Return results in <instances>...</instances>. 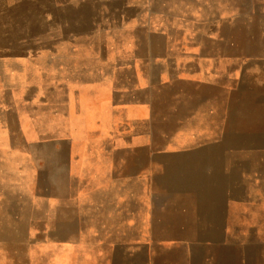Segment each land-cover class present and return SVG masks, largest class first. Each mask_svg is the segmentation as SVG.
Instances as JSON below:
<instances>
[{"label": "rangeland", "instance_id": "obj_1", "mask_svg": "<svg viewBox=\"0 0 264 264\" xmlns=\"http://www.w3.org/2000/svg\"><path fill=\"white\" fill-rule=\"evenodd\" d=\"M144 58L152 73L137 72ZM129 88L150 109L132 126L145 151L102 106ZM127 192L154 194L151 234L96 231ZM143 234L134 258L100 246ZM17 251L22 264H264V0H0V264Z\"/></svg>", "mask_w": 264, "mask_h": 264}, {"label": "crops", "instance_id": "obj_2", "mask_svg": "<svg viewBox=\"0 0 264 264\" xmlns=\"http://www.w3.org/2000/svg\"><path fill=\"white\" fill-rule=\"evenodd\" d=\"M138 63L136 66L137 72H144V73H152L153 71V65L150 61V58L139 60L137 59L134 61ZM136 72L135 70H133ZM227 81H231L229 77H225ZM151 80V74H148L147 77L143 75V81L144 83L147 82V86L150 85ZM116 82V81H115ZM116 84V83H115ZM143 92L146 91V88H143ZM150 89V87H148ZM132 95H127L128 99L127 102L118 100V96H113L111 98V104H109V101L107 99H103L102 106H107L111 109V118L116 117L121 110H123L126 113L125 120H127L126 123L122 125V127H126L128 129L127 134L129 136V139H131L133 142L129 145L128 150H134L135 146H139L142 148L141 150L145 151L146 148H150V146L147 143H136L135 140L137 135L146 137V133L136 134V130L132 127L134 122L137 119H143L149 116L150 109L147 111V105H145V101L141 99V101H137L135 98V91L132 88H129L128 90ZM100 102V100H99ZM122 108V109H121ZM139 109V110H137ZM141 110H144V112H141ZM109 118V117H107ZM174 153L177 149H171ZM179 153H185L187 151H190L187 147L181 148L177 150ZM170 151L165 150L164 153H168ZM153 193L147 192V193H136V192H127V193H115L117 202L114 203H108L109 207H115L117 212V215L111 218H106L105 215H99L96 214V218L91 221V223L95 224V230L99 232H121V231H130V232H143V233H150L154 230L151 228L153 224H157L156 220L153 218V212L158 211L161 207H156V204L152 201L155 200L153 198ZM115 200V198H114ZM155 206V207H153ZM107 203L97 205L98 208H106ZM156 209V210H154ZM154 210V211H153ZM162 211V210H161ZM160 212V211H159ZM158 223H161L159 221ZM126 226V227H125ZM128 229V230H127ZM146 234H143L141 237H139V241L136 244V242H129L126 243L124 241L115 243L112 240H107L105 243L101 244V247H104L106 244L107 246H112L114 248V254L118 256L119 253L124 254L125 250L132 247L131 253L129 248L128 257H135L137 253H140L142 249L147 248L150 250V241H152L153 237L145 236ZM148 235V234H147ZM100 242V241H99ZM101 243V242H100ZM3 246V245H2ZM138 251H136V248ZM134 248V249H133ZM50 251L49 259L53 257V260L56 257V247H50L48 249ZM21 253V251H20ZM18 251L16 252L15 256V264H22L23 258L22 255ZM132 259V258H131Z\"/></svg>", "mask_w": 264, "mask_h": 264}]
</instances>
